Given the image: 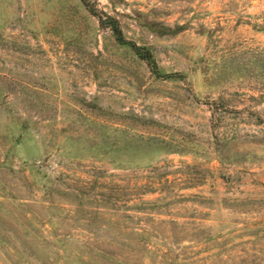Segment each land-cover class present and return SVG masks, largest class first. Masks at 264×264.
Returning a JSON list of instances; mask_svg holds the SVG:
<instances>
[{
    "label": "rangeland",
    "instance_id": "374dc122",
    "mask_svg": "<svg viewBox=\"0 0 264 264\" xmlns=\"http://www.w3.org/2000/svg\"><path fill=\"white\" fill-rule=\"evenodd\" d=\"M90 2L160 75L82 0H0V264H264V0Z\"/></svg>",
    "mask_w": 264,
    "mask_h": 264
},
{
    "label": "trees",
    "instance_id": "16d2710c",
    "mask_svg": "<svg viewBox=\"0 0 264 264\" xmlns=\"http://www.w3.org/2000/svg\"><path fill=\"white\" fill-rule=\"evenodd\" d=\"M82 2L85 4V6L88 8L89 11H91L93 14L98 16L99 21L102 24H105L106 26L110 27L115 39L118 42L130 45L136 54H138L139 56H141L142 58L146 60L151 70H153V72H155L156 74L160 75L156 61L154 57L152 56V54L150 53V51L146 49L144 46L137 44L135 41L126 38L123 35L122 28L116 17L110 14L104 13L101 10H97V8L94 6V4L90 2V0H82ZM103 14L105 16H103Z\"/></svg>",
    "mask_w": 264,
    "mask_h": 264
}]
</instances>
